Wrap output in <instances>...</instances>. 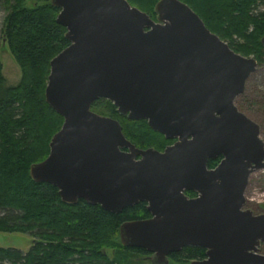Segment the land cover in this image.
Instances as JSON below:
<instances>
[{"label":"water","instance_id":"95a60500","mask_svg":"<svg viewBox=\"0 0 264 264\" xmlns=\"http://www.w3.org/2000/svg\"><path fill=\"white\" fill-rule=\"evenodd\" d=\"M51 2L70 42L50 61L45 96L64 121L32 178L67 203L120 212L145 201L151 215L123 221L119 233L152 264H169L187 245L206 249L190 264H264V212L245 207L264 140L235 104L257 57L236 51L183 0H158L156 19L129 0ZM100 97L176 140L137 146L118 118L92 108Z\"/></svg>","mask_w":264,"mask_h":264},{"label":"trees","instance_id":"16d2710c","mask_svg":"<svg viewBox=\"0 0 264 264\" xmlns=\"http://www.w3.org/2000/svg\"><path fill=\"white\" fill-rule=\"evenodd\" d=\"M2 1L8 9L3 35L22 75L17 84L5 85L0 60V208L18 211L0 215V230L30 232L34 240L26 252L0 244V264H152L144 258V247L125 246L119 235L123 221L149 216L146 202L120 212L83 198L67 203L54 184L32 178L31 164L49 154L50 140L64 121L47 102L45 89L51 59L70 41L57 21L60 7L51 0L34 6L24 0ZM129 1L156 16L158 0ZM183 1L236 51L264 63V0ZM92 108L118 118L138 146L163 149L172 142L147 120L122 115L109 98L96 99ZM214 162L210 159L209 166ZM205 255L204 247L187 245L170 253L169 264H190Z\"/></svg>","mask_w":264,"mask_h":264},{"label":"rangeland","instance_id":"374dc122","mask_svg":"<svg viewBox=\"0 0 264 264\" xmlns=\"http://www.w3.org/2000/svg\"><path fill=\"white\" fill-rule=\"evenodd\" d=\"M42 2L41 0H24L27 6H34ZM136 5V4H133ZM138 6V5H137ZM146 11V10H145ZM8 13L4 2L0 0V60L2 63V74L5 78V85H14L20 81L22 70L15 56L11 52L7 43H4L3 23ZM225 40V39H224ZM227 41V40H226ZM252 55V54H251ZM246 92L252 96L254 107L246 109L250 116L261 124L260 137L264 140V63H259L257 69L251 73L246 82ZM248 95V96H249ZM242 96L237 98L239 103ZM249 100L252 101V99ZM246 208H251L255 213L264 212V168H258L252 171L249 177V183L245 190ZM17 210L0 208V215L5 213H17ZM34 237L30 232L23 231H2L0 230V244L4 246L18 247L23 252L28 251L32 245ZM110 256L113 254L112 249L108 248ZM261 252L264 253V244L261 245Z\"/></svg>","mask_w":264,"mask_h":264},{"label":"flooded vegetation","instance_id":"af4514ba","mask_svg":"<svg viewBox=\"0 0 264 264\" xmlns=\"http://www.w3.org/2000/svg\"><path fill=\"white\" fill-rule=\"evenodd\" d=\"M155 19H156V16H153ZM264 41V40H263ZM259 64V63H258ZM257 69V68H256ZM247 82V81H246ZM246 88V87H245ZM246 90V89H245ZM245 92L246 91H244L243 93H241V94H239L236 98H235V104L238 106V108L242 111V112H244L246 115H248L249 117H251L253 120H255L254 119V117H252V116H250V113H247V111H246V109L247 108H249L250 106H252V107H254V99L252 98V96L251 95H249V94H245ZM249 95V96H248ZM239 96H242V99L243 100H241L239 103L237 102V98L239 97ZM249 97H250V99H252V101H250L249 100ZM129 119H136V118H129ZM141 119H145V120H147L146 118H141ZM256 121V120H255ZM147 122H148V120H147ZM256 122H258V121H256ZM259 123V122H258ZM149 124V123H148ZM260 124V123H259ZM151 127V126H150ZM260 127H261V124H260ZM157 131V130H156ZM166 137V136H165ZM169 139H172V142H170V143H167L166 145H165V147L168 145V144H171V143H173L175 140H176V138H169ZM136 144V143H135ZM137 145V144H136ZM138 146V145H137ZM139 147H141V146H139ZM148 147H150V146H148ZM154 147V146H153ZM164 147V148H165ZM143 148H146V147H143ZM156 148V147H155ZM163 148V149H164ZM159 149V148H158ZM163 149H161V150H163ZM223 158V155L222 154H220V155H218L216 158H210V159H212V160H214L215 162H214V165L213 166H209V161H208V166L209 167H215L220 161H221V159ZM209 159V160H210ZM256 170V169H255ZM251 175V174H250ZM186 193H187V195L188 196H195V195H197V192H195V191H193V190H186ZM145 202V201H144ZM147 208V207H146ZM148 210V209H147ZM149 211V210H148ZM151 215V213H150V211H149V216ZM149 216H147V217H149ZM141 218H146V217H141ZM133 219H138V218H133ZM128 220H132V219H128ZM121 225V224H120ZM120 229V228H119ZM119 235H120V233H119ZM132 247H139V246H132ZM147 250V249H146ZM181 250V249H180ZM148 251V250H147ZM179 251V250H178ZM205 253H206V249H205ZM149 255H150V252L148 251V253L144 256V258H146V259H148L150 262H151V260L149 259ZM204 257H206V255L204 256ZM204 257H199V258H193L192 260H194V259H201V258H204ZM169 258L171 259V256H170V254H169ZM191 260V261H192ZM191 261H190V263H191Z\"/></svg>","mask_w":264,"mask_h":264}]
</instances>
